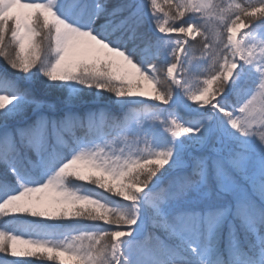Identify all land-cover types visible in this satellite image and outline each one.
<instances>
[{"label": "snow or ice", "instance_id": "snow-or-ice-1", "mask_svg": "<svg viewBox=\"0 0 264 264\" xmlns=\"http://www.w3.org/2000/svg\"><path fill=\"white\" fill-rule=\"evenodd\" d=\"M0 60V264H264V0H0Z\"/></svg>", "mask_w": 264, "mask_h": 264}, {"label": "trees", "instance_id": "trees-1", "mask_svg": "<svg viewBox=\"0 0 264 264\" xmlns=\"http://www.w3.org/2000/svg\"><path fill=\"white\" fill-rule=\"evenodd\" d=\"M0 65H2V60H0ZM0 223H3V218H0ZM5 227H8V228H15V223L13 222H8L6 224H4ZM9 259H25V258H9Z\"/></svg>", "mask_w": 264, "mask_h": 264}, {"label": "rangeland", "instance_id": "rangeland-1", "mask_svg": "<svg viewBox=\"0 0 264 264\" xmlns=\"http://www.w3.org/2000/svg\"><path fill=\"white\" fill-rule=\"evenodd\" d=\"M196 54L199 55L198 52H197ZM0 62H1V61H0ZM53 99H55V97H53ZM88 99H91V98H88ZM100 103H101V104H107V101H101Z\"/></svg>", "mask_w": 264, "mask_h": 264}]
</instances>
